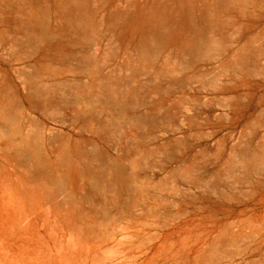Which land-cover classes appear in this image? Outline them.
I'll list each match as a JSON object with an SVG mask.
<instances>
[{"label": "rangeland", "instance_id": "obj_1", "mask_svg": "<svg viewBox=\"0 0 264 264\" xmlns=\"http://www.w3.org/2000/svg\"><path fill=\"white\" fill-rule=\"evenodd\" d=\"M0 264H264V0H0Z\"/></svg>", "mask_w": 264, "mask_h": 264}]
</instances>
